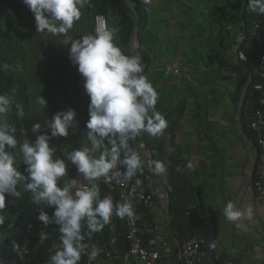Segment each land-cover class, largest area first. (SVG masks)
Listing matches in <instances>:
<instances>
[{"label": "crops", "instance_id": "1", "mask_svg": "<svg viewBox=\"0 0 264 264\" xmlns=\"http://www.w3.org/2000/svg\"><path fill=\"white\" fill-rule=\"evenodd\" d=\"M172 27L179 30L174 35L175 40L153 44V69L151 67L144 73L158 93L156 111L168 124L158 137L140 133L145 161L148 164L155 161V144H162L168 150H182L183 158L192 164L186 173L199 189L197 206L205 219L207 216L212 218L217 237L215 252L211 256L200 254L197 264H221L223 261L218 262L221 257H235L242 264H264V195L255 187L260 147L249 128L255 104L252 93L249 95L254 80L252 71L234 54L232 40L224 37L216 43L212 41L205 45L206 51H201L196 43H189L190 34H185L188 27L183 30L185 35L180 34L178 27ZM69 34L80 37L83 32L74 24ZM177 60L184 62L191 75L189 78L184 74L167 73L168 65ZM73 68L69 59L62 80L53 84L51 89L39 82H31L30 101L32 113L42 125L41 134L46 131L50 135L46 122L57 112L75 110L78 125L69 130L67 137H54L49 143L56 148L55 156L66 161V178H75L83 185L87 181L75 165L66 160L67 152L88 143L85 140L86 123L90 118V97L84 88V78L74 76ZM40 95L47 101L43 109L36 103ZM93 155L98 157L100 152ZM165 167L164 174L157 175L153 171L152 184L157 201L151 207V227L160 236L162 257L158 264H183L182 243L175 236L176 230L169 227L167 211V184L175 171H171L167 164ZM60 183L62 186L63 181ZM96 183L100 187L101 179ZM229 201L242 209L249 205L253 208L252 220L243 221L245 228H237L235 223L225 220L223 209ZM24 202L23 196L6 200L4 217L13 219L16 207L21 208ZM44 209L45 205L38 204L39 214ZM33 210L37 208L28 203L26 211ZM145 225L149 228L147 223ZM99 264L106 263L102 259ZM125 264L144 263L129 254Z\"/></svg>", "mask_w": 264, "mask_h": 264}, {"label": "clouds", "instance_id": "2", "mask_svg": "<svg viewBox=\"0 0 264 264\" xmlns=\"http://www.w3.org/2000/svg\"><path fill=\"white\" fill-rule=\"evenodd\" d=\"M23 3L35 16L38 33L65 37L61 42L70 44L69 58L83 76L78 78H84V88L90 97L85 138L88 143L67 152L66 160L75 165L87 184L66 178V161L55 156L56 148L49 143L54 137H67L69 130L78 125L73 109L57 112L46 122L50 135L45 131L35 142L25 140L19 145L27 175L19 170L20 163L14 155L18 147L17 129L6 117L13 110L18 117H23L24 111L15 101L13 89V94H0V210L6 207V195L22 197L24 192H30L36 203L54 208L51 218L44 210L38 216L45 226L53 222L59 225L61 247L51 256L50 264H79L82 255L93 259L101 252L94 246L91 252L87 251L89 245L83 242L82 222H86L91 237L92 233L101 232L109 224L113 214L121 219L134 215L128 202L114 206L110 197L101 199L96 181L103 178L105 184H110L118 180L121 173L113 171L118 165L124 166L125 180H131L138 171L142 173L141 156L130 147L129 140H135L141 132L158 137L168 124L156 111L157 91L142 75L144 66L139 49L134 50L137 56L125 55L114 42L116 28L98 27L95 34H86L79 39L69 34L90 0H23ZM247 11L264 16V0H247ZM133 43H136L135 38ZM3 68L8 69L9 65L4 64ZM36 103L43 109L47 101L40 95ZM41 129L40 123L33 125V132L39 133ZM98 151L100 155L94 156L93 153ZM149 167L157 175L167 171L160 161H149ZM187 167L193 166L189 163ZM136 183L140 184V181ZM223 216L237 228H245L243 221L252 220L253 208L249 205L242 209L229 201ZM4 223V215L0 214V225ZM41 236L46 238L45 233ZM15 249L19 250V246Z\"/></svg>", "mask_w": 264, "mask_h": 264}, {"label": "trees", "instance_id": "3", "mask_svg": "<svg viewBox=\"0 0 264 264\" xmlns=\"http://www.w3.org/2000/svg\"><path fill=\"white\" fill-rule=\"evenodd\" d=\"M205 3L209 8L216 7L213 11H215V22L219 26V40L225 37L236 44L239 34L245 33L246 38L242 42L241 48L251 54L254 45L250 36L252 25L256 20L264 21V16L247 11V0H205ZM81 11V19L75 23L76 29L81 30L83 35L95 34L96 16L103 15L107 20V27L117 29L114 42L125 55L129 56H137L132 44L135 38L136 25H138V53L144 66L142 75L153 66V57L146 44L147 28L151 19L149 3L145 0H90V3L86 4ZM83 35L80 37L75 35L73 38L79 39ZM64 38L46 32L38 33L35 16L23 3V0H0V94H13L14 89L15 101L21 104L24 111V116L18 117L13 110L10 113V119L11 124L17 129L18 147L14 150V155L18 157L19 170L25 175H27L25 172L27 165L23 164L22 156L19 155V145L25 140L35 142L37 136L41 134V132H33V125L38 123V120L31 109L30 84L31 82H39L51 89L53 84L62 80L65 64L70 59V44L62 43ZM4 64H8L9 68L4 69ZM245 65L247 64L245 63ZM73 70L74 76H77L75 65ZM257 81L264 84V78L254 79L250 85L249 95L252 93L255 102L253 111L259 106L261 96V91H257L253 87ZM249 128L257 137L250 125ZM140 143V134L135 140H129L130 147L141 156L144 170L142 173L138 171L131 180L124 179L125 186L132 191L133 184L139 180L142 191L152 193L154 192L153 186L148 178L147 164ZM154 151L156 153L155 161H160L164 165L167 164L171 171H175L171 173L167 184L169 227L176 230L175 236L181 243L191 236L206 238L208 224L201 208L197 206L199 189L190 182L189 175L186 173L188 161L183 158V151L177 148L168 150L162 144H155ZM121 159H123V153H121ZM121 166L124 168L123 165ZM99 188L101 199L107 197V186L102 183ZM20 190L23 192L22 188ZM23 194L25 202L20 207L23 209L24 217L21 214L13 217V219L4 217L5 223L0 225V264H19L18 250L15 249V246L18 245L20 248L27 236L31 238L32 250L31 260L27 264H44L48 258L50 245L60 236L59 225L53 222L45 226L38 219V203L33 200L32 194L30 192ZM12 197L14 196L6 195V200ZM156 201L157 197L154 195L153 204ZM27 203H31L37 210L27 212ZM118 203H123V201L119 198ZM133 203L136 210L144 213L141 225L145 228V223L149 227L153 226L151 207L141 203L137 197L134 198ZM9 210L11 211L12 208ZM44 211L51 218L54 208H48L45 205ZM0 214H3V209L0 210ZM117 221L119 248L114 262L115 264H125L126 256L131 250V241L128 238L126 217L121 219L118 216ZM29 223L34 224L30 230L28 229ZM82 223V230L85 231L87 229L86 222ZM41 233H45L46 238H42ZM91 237L100 246L102 252L109 245L110 231L108 226L106 225L101 232L92 233ZM144 239H148L147 234ZM224 259L225 257H221L218 262L224 261ZM84 263L85 256L82 255L79 264Z\"/></svg>", "mask_w": 264, "mask_h": 264}, {"label": "built area", "instance_id": "4", "mask_svg": "<svg viewBox=\"0 0 264 264\" xmlns=\"http://www.w3.org/2000/svg\"><path fill=\"white\" fill-rule=\"evenodd\" d=\"M107 27L106 18L103 15L96 16V28ZM245 33H240L237 39V43L234 47V54L244 63L248 65L251 69L254 79L264 78V21L256 20L252 25L251 30V40L254 43L253 51L248 54L241 48L242 42L245 40ZM167 73L174 72L178 75H186L189 78L191 75L188 73V69L183 61L177 60L166 68ZM76 74L78 77H83L78 71V66H76ZM252 84V82H251ZM253 87L257 91H261V96L259 98V106L250 115V127L256 132L257 140L260 147L259 160L256 168L255 177V187L264 195V84L261 81H257L253 84ZM146 171L148 178L152 184L153 182V168L149 167L146 163ZM113 171H118L121 173L118 180H113L110 184H105L103 178H101V184L107 186V197L113 200L114 206L118 203L119 198L123 203L128 202L132 205L134 215L132 217H126L127 221V232L128 238L131 241L130 253L133 257L140 260L144 264H158L160 258L162 257L160 249V236H157L153 227L145 228L141 225V220L144 217V213L138 211L134 207L133 200L135 197L140 199L141 203L147 207H152L153 196L156 195L154 192L147 193L142 191L139 184L134 183L133 189L130 191L125 186V180L123 177L124 168L118 165ZM111 175V173H110ZM153 186V184H152ZM118 216L113 214L109 224H107L110 231L109 245L107 248L102 250V252L95 258L89 259L87 255L85 256L84 264H99L102 259H104L106 264H115L114 259L116 253H118V235H117V221ZM34 227L33 223H29L28 229ZM84 235V243L89 245L87 251L91 252L92 247L100 246L96 243L93 237H89L88 230H82ZM148 235V239L145 240L144 236ZM205 242V238L198 236H191L186 238L180 247V255L183 264H197V261L201 254V247ZM61 247L60 236L55 239L48 249V258L44 264H50L51 256L59 250ZM31 238L30 236L25 237L21 247L18 250L19 264H27L31 260ZM1 262V255H0ZM221 264H242V262L235 257L228 258Z\"/></svg>", "mask_w": 264, "mask_h": 264}, {"label": "rangeland", "instance_id": "5", "mask_svg": "<svg viewBox=\"0 0 264 264\" xmlns=\"http://www.w3.org/2000/svg\"><path fill=\"white\" fill-rule=\"evenodd\" d=\"M147 3L150 4L151 19L147 28L146 44L152 57L153 44L157 45L168 39L175 40L174 35L179 30H174L172 26L178 27L181 35L188 27V33L185 34H190L189 43H196L203 51H206L205 45L208 43L219 41V26L215 22L213 11L216 7L209 8L205 0H148ZM7 120L11 124V120ZM17 210L15 216L21 214L24 217L23 209Z\"/></svg>", "mask_w": 264, "mask_h": 264}, {"label": "water", "instance_id": "6", "mask_svg": "<svg viewBox=\"0 0 264 264\" xmlns=\"http://www.w3.org/2000/svg\"><path fill=\"white\" fill-rule=\"evenodd\" d=\"M242 18H243V14H242ZM135 39H136V43H133L132 48L133 50H138L139 49L138 25H136ZM206 219L208 222V230L206 233L205 242L201 247V254H204L206 256H211L215 252V248L217 246V237L215 232L216 226L212 218L207 216ZM211 245H214V247H212Z\"/></svg>", "mask_w": 264, "mask_h": 264}]
</instances>
